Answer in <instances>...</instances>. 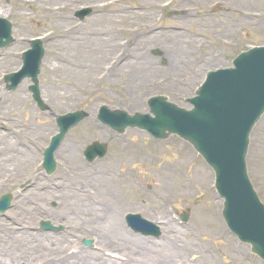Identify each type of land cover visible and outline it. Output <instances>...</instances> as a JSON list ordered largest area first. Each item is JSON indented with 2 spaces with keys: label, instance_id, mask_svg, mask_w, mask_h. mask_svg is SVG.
<instances>
[{
  "label": "rangeland",
  "instance_id": "rangeland-1",
  "mask_svg": "<svg viewBox=\"0 0 264 264\" xmlns=\"http://www.w3.org/2000/svg\"><path fill=\"white\" fill-rule=\"evenodd\" d=\"M155 1V7L144 0L57 2L60 10L56 22L63 24L60 30L75 28L76 32L81 28L83 34L92 33L99 54L96 45L101 44L102 38L106 41L105 34L110 31L125 34L130 43L135 40L126 63L118 68L119 72L108 76L103 72L111 71L108 66L113 55L91 65L83 57L87 54L85 48L81 55L74 52L76 45L72 44V48L60 50L57 45L60 33L50 28V18L41 10V0H0L5 7L0 8L5 14L0 18L12 25L13 39L10 46L0 48V199L6 195L13 198L11 208L0 212V248L14 249V253L23 257L10 264H66L61 258V248L68 237L75 243L64 246L65 253L81 252V249L95 255L104 252V258L121 264L130 257L139 261L134 264H162L157 258L163 250L164 257L170 251L176 255L170 264H264L250 246L240 243L228 230L222 216L223 200L215 188V174L189 143L173 135L167 140H157L139 129H128L120 135L97 118L102 106L130 115L147 113L148 100L158 95L190 110L187 100L195 96L208 72L230 67L241 52L264 46V0H169L165 7L158 6L162 0ZM83 8L94 13L80 21L76 13ZM70 11L71 16L66 18ZM169 12L178 15L167 18ZM104 23H112L114 27L108 28ZM158 29L186 30L197 43L188 46L175 42L169 48L167 35L152 37ZM78 35L81 36L74 33ZM36 39L45 51L38 86L46 109H41L33 99L32 80L26 79L15 91L8 89L5 80L7 75L22 69V55ZM153 48H160L165 54L175 52L173 56L183 58L184 66L189 68L181 63V70L173 73V66L169 69L159 63L157 69L146 73L143 51L147 57L161 60L151 54ZM106 50L102 51L104 56L108 55ZM53 52L66 56L71 67L65 69ZM114 61L118 63L119 58ZM174 65L180 66L177 59ZM77 112L90 116L68 133L55 156L57 169L50 174L42 164L51 139L58 134L57 118ZM94 142L106 145L108 152L105 158L89 163L84 151ZM249 142L248 175L264 204V115ZM74 154L78 159L76 164L67 161ZM102 166L116 173L118 182L113 183L114 187L120 191V197L125 195L120 230L131 238L144 239L152 250L140 249L136 255V250L112 248L92 234L98 228L94 218L86 226L81 225V216L88 218L81 213V206L86 207L78 198L67 199L63 187L79 185L91 194L96 192L95 188H89L92 182L81 179L79 170L88 167L89 171L100 173ZM163 185L169 188L171 197L167 193L162 201L149 196L154 187ZM131 214L159 224L165 235L166 223L171 221L172 231L166 240L164 235L159 240L137 235L127 223ZM185 214L189 216L187 222L182 221ZM42 221H50L63 230L43 232ZM72 221L76 222L73 229ZM100 222L101 226H108L107 222ZM167 237L171 239L168 241ZM85 240L93 241L91 249L85 247Z\"/></svg>",
  "mask_w": 264,
  "mask_h": 264
},
{
  "label": "water",
  "instance_id": "water-1",
  "mask_svg": "<svg viewBox=\"0 0 264 264\" xmlns=\"http://www.w3.org/2000/svg\"><path fill=\"white\" fill-rule=\"evenodd\" d=\"M12 26L0 18V48L12 44ZM44 57L40 41H34L32 50L24 54V67L6 77L15 90L26 78L34 85L30 91L41 109H46L40 96L38 76ZM191 110L169 103L164 97L149 101V114L130 116L124 111H111L102 107L98 119L114 131L123 134L127 128H139L156 139L177 135L199 152L216 174V188L225 200L224 219L230 231L252 252L264 261V205L260 202L248 177L246 155L254 126L264 114V47L240 55L233 68L210 73L205 83L188 100ZM88 117L77 112L59 117V134L52 139L44 155V168L48 173L56 169L55 152L68 132ZM106 154V146L93 144L85 152L88 161ZM11 196H4L0 211L10 208ZM127 223L136 233L158 238L159 229L138 215H129ZM45 231H61L48 222L42 223ZM88 247L91 241H85Z\"/></svg>",
  "mask_w": 264,
  "mask_h": 264
},
{
  "label": "bare ground",
  "instance_id": "bare-ground-1",
  "mask_svg": "<svg viewBox=\"0 0 264 264\" xmlns=\"http://www.w3.org/2000/svg\"><path fill=\"white\" fill-rule=\"evenodd\" d=\"M66 1H71V0H41V2L43 3L41 10L44 12V16L50 18V21H49L50 28L52 29L54 33L55 32L60 33V37L58 38L59 41L57 43L58 47L60 48V50H63V48H69V49L72 48L71 44L72 46L76 45V48H74L73 50L74 52H79L80 55L82 54L81 50L85 48L87 50V54L86 53L83 54V57L85 58V60H87V62L91 65L96 64V63L98 64L99 60L101 61V58L106 57L102 54V51L104 50V48L107 49L109 52H111V50L114 49L113 46L111 45V40H112V37L114 36V33L110 31V33L105 34V37H107V40L108 38H110L108 41H104V39L102 38V40L100 39V41H102L101 44H99V42L97 43L96 48L100 50L101 52V54H99L98 51L95 50L94 43L96 40L94 39L96 37H93L92 33L83 34L82 33L83 29L79 28L78 31L76 32L78 34H81V36L78 35L77 37V36H74V33H76L75 28H72L70 30L61 31L60 28H61V25L63 24L62 23L58 24V22H56V18L59 17V10H60L58 9V6H59L58 4L61 2L66 3ZM168 1L169 0H162V2L158 3V6L165 7ZM57 2L59 3L57 4ZM144 2L147 3V5H150V6L152 5L154 7L155 5H157V4H154V2H156L155 0H144ZM1 4L2 3H0V8L4 9L5 7L4 6L2 7ZM70 13L71 11L69 12V14ZM3 16H5L4 11H0V17H3ZM70 16L71 14L66 18H69ZM103 25H106L108 28L114 27L112 23H107V24L104 23ZM74 27L78 28V25L75 24ZM161 35L163 36L167 35V37L170 38L168 39L169 41H167L169 48L173 47L175 42L183 44V45L188 44V46L190 45L194 46V43H197L196 40H193L195 39L194 36H192L191 34H190L191 36H189V33L186 30H180V32H178L177 30H172L171 32H168V31L161 32V30H157L152 33V37L154 39H156V37L162 38ZM53 53H55L58 56V60L61 63H63V67L65 69L66 67H71L70 60L69 59L65 60L67 59L66 56H63V54H58L57 52H53ZM173 55H175V52ZM179 60H182V59L180 58ZM128 72L130 74L132 73L131 71H128ZM103 73L105 74V72ZM110 74L111 72L109 71L107 75L110 76ZM64 150H65V147L62 150V153L64 152ZM22 153H25V152H22ZM28 156L30 159L32 158L31 155H28ZM67 161L71 162L72 164L78 163V159L75 154L72 157L69 156L67 158ZM79 171L82 176L81 179L87 183L92 182L91 184H89V188H95L96 192L91 194L88 191V189H83L82 186H79V185H78L79 187L78 186L74 187L73 185H67V186L63 185L64 186L63 189H64V196L67 199H72V197L78 198L85 205L84 207H86V209H82L83 206H81V213H83L84 217L87 216L88 218L85 219V218H82L81 216L80 218V221L82 223L81 225L86 226V224L89 223L91 218H94L93 221L97 223L98 228L94 229L92 234H94L95 236H99V238L105 240L107 244L110 245L112 248H117L119 250H122L124 248L123 250H130L131 252H134L136 250L135 252L136 255L139 254L138 250L140 249L144 251L152 250L151 246L144 239H139L138 237L131 238L128 235H124L123 231L120 230L122 228L121 223H120V214L123 210L121 203H122V199L125 198V195H122L120 197L119 195L120 191L114 187L113 183L118 182V177L116 173L111 169L106 170L104 166H102V170L100 171V173L94 170L91 172L88 170V167L81 168ZM86 172H90L93 175L86 176V174H84ZM5 173L6 175H9L8 171H4V174ZM94 174H96V176H94ZM133 186L136 188V185H133ZM167 193H168V198L171 197L169 188L163 185L161 187H154L153 190L150 191L149 196L155 199H159V200L162 199L163 201ZM100 221L107 222L108 226L107 227L101 226L102 224H100L101 223ZM75 223L76 222L74 221L71 222L72 224L70 225L71 229L75 228L74 226ZM154 224L158 226L159 231H160V237L155 240H159L160 238L163 237V235L165 236V240H166V235H170L171 233L170 232L171 230L170 226L172 225L171 221L166 223V225H168L167 226L168 230L167 229L165 230L166 235L163 234L164 232L161 229L162 226L156 223ZM62 236H65V235H62ZM170 239H171L170 237H167L168 241ZM63 241L65 243L63 244L61 248L62 249L61 258H63L66 264H79L78 259L80 261V264H121L119 262L112 261L111 259L104 258L103 257L105 255L104 252L102 254L103 256L98 255V254L95 255V254L89 253L85 251L84 249L83 250L81 249V252L73 251V253H69V251L67 250L65 253L64 246L71 245L72 243H75V242H73V240H71L70 237L65 238ZM13 250L14 249H10L8 247H4L2 249L0 248V264H10L15 259L23 258L21 254L18 255L14 253ZM164 251L165 250L159 253V259L157 258V261H161L162 264H170V262L173 263V261H175L173 259L176 257V255L172 254L171 251L170 252L166 251L168 256L164 257L163 256ZM28 258L30 261L31 260L30 257ZM145 258L146 257H144V259ZM22 260H23L22 262H24V259ZM148 261H151V260L148 259ZM133 262L138 263L139 261L135 260V258L133 259L132 257H130V259H127L126 262H124V264H134ZM154 262L156 261L153 259V263Z\"/></svg>",
  "mask_w": 264,
  "mask_h": 264
},
{
  "label": "flooded vegetation",
  "instance_id": "flooded-vegetation-1",
  "mask_svg": "<svg viewBox=\"0 0 264 264\" xmlns=\"http://www.w3.org/2000/svg\"><path fill=\"white\" fill-rule=\"evenodd\" d=\"M93 13L94 12H92L91 15H93ZM122 31H124V30H122ZM113 33H114V36L112 37L111 45L113 46L114 49H112L111 52L106 50V51H108V55L105 58L109 59L108 56L113 55V59H112L113 61H111L110 63H115V65L116 64H118V65L110 67V70H111L110 72L115 73V72H119L118 68L121 65H123L124 63H126V60L128 58V50H129V48L132 49L136 45V42H135V40H133L132 43H130L129 38L127 36H125V34H123V33H119V34H116V32H113ZM109 39L110 38H108V40ZM105 40L108 41L107 39H105ZM143 53H144V57L146 59V63H145L147 65L146 67L148 69H150V71H148V69H144L145 72L147 73V72H151V71L157 69L159 61H155V60L151 59L149 56L147 57L148 54L145 55V51H143ZM166 57L168 59L167 64H169V62H172V65L170 67H172V66H174V64H176V57L173 56V53L168 51V55H166ZM115 58H119L118 63L114 62ZM139 63L143 64L141 62H139ZM182 65H184V64L182 63ZM184 67H186V69L189 68V66L188 67L184 66ZM179 68H181V63H180ZM108 73H109V71H108Z\"/></svg>",
  "mask_w": 264,
  "mask_h": 264
}]
</instances>
